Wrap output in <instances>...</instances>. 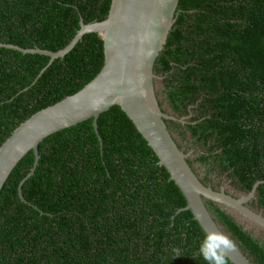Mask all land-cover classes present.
<instances>
[{"label": "trees", "instance_id": "1", "mask_svg": "<svg viewBox=\"0 0 264 264\" xmlns=\"http://www.w3.org/2000/svg\"><path fill=\"white\" fill-rule=\"evenodd\" d=\"M111 0H0V43L57 52ZM154 64L165 120L197 179L264 217V0H179ZM49 58L0 48V145L36 112L99 73L103 42L87 34L42 74ZM27 153L0 192V264H230L132 122L113 106ZM222 233L251 264H264V229L203 199Z\"/></svg>", "mask_w": 264, "mask_h": 264}, {"label": "water", "instance_id": "2", "mask_svg": "<svg viewBox=\"0 0 264 264\" xmlns=\"http://www.w3.org/2000/svg\"><path fill=\"white\" fill-rule=\"evenodd\" d=\"M179 0H111L105 20L84 24L63 49L57 52L39 48L23 49L0 43V48L22 54H38L49 58L44 70L56 59H63L87 34H97L103 42L104 62L99 73L81 90L44 108L19 124L0 145V192L8 177L29 152L34 162L30 172L20 182L21 186L35 172L38 165V145L47 137L92 120L97 134L99 115L117 106L132 122L186 201L193 219L216 249L230 264H251L239 249L222 233L203 199L225 206L264 229V217L249 209L246 204L253 199L257 183L247 196L233 198L221 189L219 192L206 187L197 179L186 160L190 154L178 149L171 138L165 120L184 122V119L164 114L157 102L154 90V64L163 50L167 37L176 21Z\"/></svg>", "mask_w": 264, "mask_h": 264}]
</instances>
